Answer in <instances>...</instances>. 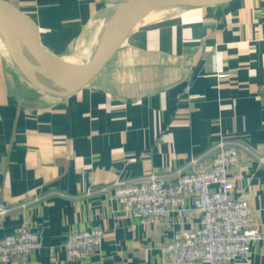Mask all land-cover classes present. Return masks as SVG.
Here are the masks:
<instances>
[{"label":"crops","instance_id":"0c3cea01","mask_svg":"<svg viewBox=\"0 0 264 264\" xmlns=\"http://www.w3.org/2000/svg\"><path fill=\"white\" fill-rule=\"evenodd\" d=\"M8 1L37 22L46 52L82 62L130 0ZM152 19L68 95L38 79L34 63L22 70L0 41V204L8 209L0 238L27 226L43 243L4 264H171L169 243L201 225L193 199L186 212L147 224L125 211L114 184L209 169L221 141L239 145L231 194L248 201L249 225L264 231V0ZM93 228L104 232L101 245L71 259L69 233ZM225 264H264V240Z\"/></svg>","mask_w":264,"mask_h":264},{"label":"built area","instance_id":"2783aa9c","mask_svg":"<svg viewBox=\"0 0 264 264\" xmlns=\"http://www.w3.org/2000/svg\"><path fill=\"white\" fill-rule=\"evenodd\" d=\"M222 75V68L219 67ZM239 161V145L221 141L212 167L203 171L181 173L175 180L151 174L139 181L114 184V196L127 213L142 223L169 219L174 212H186L185 198L193 199L194 209L201 214V225L193 235L176 238L167 246L171 264H225L247 259L252 244L264 240V231L251 227L248 201L232 197L234 188L229 170ZM8 211L0 204V216ZM100 228L69 233L65 242L68 256L85 260L102 243ZM43 243L37 232L20 226L0 238V264L14 257L29 258Z\"/></svg>","mask_w":264,"mask_h":264},{"label":"water","instance_id":"95a60500","mask_svg":"<svg viewBox=\"0 0 264 264\" xmlns=\"http://www.w3.org/2000/svg\"><path fill=\"white\" fill-rule=\"evenodd\" d=\"M234 0H130L119 6L104 37L82 62H67L46 52L37 22L8 0H0V22L10 23L20 34L39 67L63 93L71 94L100 75L117 55L129 34L159 7L172 2V11L193 6L221 5Z\"/></svg>","mask_w":264,"mask_h":264},{"label":"bare ground","instance_id":"6f19581e","mask_svg":"<svg viewBox=\"0 0 264 264\" xmlns=\"http://www.w3.org/2000/svg\"><path fill=\"white\" fill-rule=\"evenodd\" d=\"M173 6V3L172 2H167L166 5L164 7L161 8V11H159L160 13L162 14H167L169 13L170 11H172L171 7ZM115 14L114 13V16L112 18V21L115 17ZM155 15H154V12L153 14L151 13L150 15H148L143 21L147 20V19H152L154 18ZM112 21L109 23H106L105 24V27H104V33L106 34L107 31H108V28L111 26V23ZM142 21V22H143ZM141 22V23H142ZM0 31L1 33L5 36V38H7V40L10 42H17V41H20L19 43V48L20 50L22 49H25L29 55H30V59L32 60V63H34L37 67H39V65L37 64V62L35 61L34 57L31 55L30 51L28 50L27 46L25 45V42L22 40L21 36L19 33H17V35L15 34V28L10 24V23H7V22H0ZM17 32V31H16ZM28 58V57H27ZM90 58V57H89ZM29 62V60H28ZM30 63V62H29ZM39 69L41 70V74L44 75V76H41V75H38V79H44L45 77L50 81V82H53L46 74L45 72L39 67ZM27 81V80H26Z\"/></svg>","mask_w":264,"mask_h":264},{"label":"rangeland","instance_id":"374dc122","mask_svg":"<svg viewBox=\"0 0 264 264\" xmlns=\"http://www.w3.org/2000/svg\"><path fill=\"white\" fill-rule=\"evenodd\" d=\"M164 6H161L156 11H154L155 17L151 21H153L154 19H158L159 17H162L164 15V14L159 12V11H161V8ZM0 41L8 44L10 47L11 54L9 56V59L12 62H14L15 64L17 63L22 70L28 71L29 70V62H32V60L30 59L29 53L25 49L20 50V48H19L20 41H17V42H11L10 41L9 42L7 40V38H5V36L1 33V31H0ZM28 60H29V62H28Z\"/></svg>","mask_w":264,"mask_h":264}]
</instances>
